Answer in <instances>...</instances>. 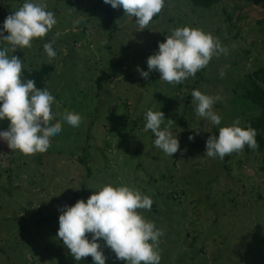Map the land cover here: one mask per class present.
Returning a JSON list of instances; mask_svg holds the SVG:
<instances>
[{
    "label": "rangeland",
    "instance_id": "374dc122",
    "mask_svg": "<svg viewBox=\"0 0 264 264\" xmlns=\"http://www.w3.org/2000/svg\"><path fill=\"white\" fill-rule=\"evenodd\" d=\"M25 2L46 5L57 23L32 47L7 54L18 56L23 68L51 64L41 89L55 98L50 123L62 128L46 152L33 155L0 140V264H95L91 256L74 260L56 236L59 206L68 205L83 184L79 200L105 185L129 186L153 200L150 211H137L164 232L160 264H264V152L247 156L242 150L222 160L204 154L209 135L237 118L242 123L248 105L234 82L263 63L261 4L221 0L206 8L166 0L158 18L139 30L122 7L104 0H0L3 35L5 18ZM78 18L84 22L75 25ZM184 26L218 38L227 55L214 56L180 84L161 80L158 71L142 78L137 66L147 71L158 43ZM56 33V56L49 59L43 45ZM5 47L0 38V50ZM193 87L222 97L213 105L220 125L197 116ZM148 110L164 113L161 129L168 128L183 151L171 157L154 145V133L144 130ZM66 112L80 115L78 127L63 119ZM9 123L0 120V131ZM100 243L105 264H125Z\"/></svg>",
    "mask_w": 264,
    "mask_h": 264
},
{
    "label": "clouds",
    "instance_id": "9594fccd",
    "mask_svg": "<svg viewBox=\"0 0 264 264\" xmlns=\"http://www.w3.org/2000/svg\"><path fill=\"white\" fill-rule=\"evenodd\" d=\"M104 3L114 9L122 7L124 14L136 19L139 30L148 29L153 17L165 6V0H104ZM83 22V18H78L74 24ZM56 23L54 12L47 11L46 5L25 2L5 18L3 30L8 34L5 36L0 31V38L10 46L0 50V120L10 122L7 130L0 131V140L6 142L10 150H19L26 156L46 152L50 138L61 132L62 125L50 123L53 120L51 106L55 102L51 92L37 88L34 79L22 80V60L7 53L32 47V41L44 38ZM56 36L59 33L52 42L43 45L49 59L56 56L52 46ZM227 51L218 38L198 28L184 26L175 28L164 42L158 43V51L147 58V71L139 66L137 71L144 79H148L152 71H158L161 80L176 85L194 77L214 56L227 55ZM224 75L221 70L220 76ZM191 96L197 116L213 126L221 124V116L213 110V105L222 100L221 96L203 94L195 89ZM63 119L73 127H78L81 121L80 115L72 112H66ZM145 119L144 130L155 134L153 143L157 148L171 157L183 151L177 137L168 128L161 129L165 120L162 111L148 110ZM239 124L237 118L231 126L219 127L218 135H209L204 154L222 160L233 152H241L246 145L258 149L256 129L242 128ZM194 129L198 135L199 128ZM188 139L194 140V136L190 134ZM152 204L153 200L138 189L105 185L86 201L81 199L71 206H59L56 236L76 261L91 256L95 264H105L102 240L115 253L116 259L125 264H160L158 245L164 232L137 211H150ZM89 233L90 240L86 235Z\"/></svg>",
    "mask_w": 264,
    "mask_h": 264
},
{
    "label": "trees",
    "instance_id": "16d2710c",
    "mask_svg": "<svg viewBox=\"0 0 264 264\" xmlns=\"http://www.w3.org/2000/svg\"><path fill=\"white\" fill-rule=\"evenodd\" d=\"M194 6L201 7H210L221 0H189ZM256 3H260L264 11V0H254ZM166 5V0H165ZM103 9H107L108 13H111V10L103 6ZM162 12V11H161ZM161 12L154 16L152 20L157 19ZM1 15V7H0ZM111 18V16H110ZM133 20L136 21L134 17ZM112 26H115V22H111ZM257 25H259L258 32H261V41L264 44V15L262 18L257 20ZM263 26V27H262ZM261 43V44H262ZM52 70L51 64H44L39 68H23L22 69V80L34 79L36 81L37 88H43L46 82V79ZM103 75L97 78L98 84ZM235 90H239L240 96L244 103L246 102V111L242 113V123L240 127L247 128L248 126L253 127L257 131L256 140L259 144V148L256 150L251 149L247 145L244 147L243 152L247 156H255L257 154L261 155L264 152V59L262 64H258L255 69L251 72H247L240 79H237L234 82ZM194 89V87L192 88ZM249 103V104H248ZM247 113V114H245ZM240 115V114H239ZM235 119V117H233ZM90 171V168L88 169ZM90 173V172H89ZM73 199L68 202V205L71 206L74 202L79 200L82 194H85L84 184L77 190L73 192Z\"/></svg>",
    "mask_w": 264,
    "mask_h": 264
},
{
    "label": "water",
    "instance_id": "95a60500",
    "mask_svg": "<svg viewBox=\"0 0 264 264\" xmlns=\"http://www.w3.org/2000/svg\"><path fill=\"white\" fill-rule=\"evenodd\" d=\"M154 139H155V134H154Z\"/></svg>",
    "mask_w": 264,
    "mask_h": 264
}]
</instances>
